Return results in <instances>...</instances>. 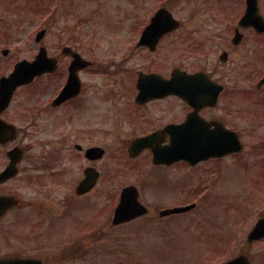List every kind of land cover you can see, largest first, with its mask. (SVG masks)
<instances>
[{
	"label": "rangeland",
	"instance_id": "374dc122",
	"mask_svg": "<svg viewBox=\"0 0 264 264\" xmlns=\"http://www.w3.org/2000/svg\"><path fill=\"white\" fill-rule=\"evenodd\" d=\"M13 1L9 4L0 0V45L10 43L18 47L23 41L34 43L32 32L47 27L48 43L56 44L58 48L63 45L74 47L93 62V67L81 76L85 87L78 102L83 103L84 109L75 108L71 121L60 123L53 132L49 131V122L31 126L27 125V117L22 120V126L26 127L16 142L24 149L26 147L29 158L27 174L19 188L24 199L34 200L40 193L42 198L35 202L46 213L42 238L37 241L27 238L19 244L20 239L15 233L8 237L10 252L22 254L26 251L27 255H33L41 247L40 257L46 262L45 259L48 261L58 252L63 241L73 239L77 224L86 223L90 228L95 225L90 233L96 227L100 228L101 232L96 236L101 235L100 238L92 243L98 249L91 247L88 259L73 264H221L240 254L247 241V231L264 215V90H257L256 82L249 80L252 76L249 74L255 79L256 71L263 66H243L240 63L247 62L248 58L242 56L225 65L218 57L219 45L207 50V64L218 61L219 78L229 89L224 104L210 113L224 118L241 133L246 145L242 156L203 161L197 165L199 170L195 173V167L184 163L155 167L149 150L136 159L130 158L127 150L136 129L132 130L133 122L128 114L132 106L125 81L129 67L142 61L141 57L138 60L130 58L131 27L139 21L134 13L138 11L142 16L147 10L146 0H73L71 5L70 1ZM206 5L212 7L214 3L205 0ZM64 7L69 10L64 11ZM203 10L198 9L196 3L177 6L185 32L194 29L201 32L203 27L221 30L226 27V21L210 19V9ZM192 37L196 38V34ZM186 49L190 57L187 64L196 68L198 52L194 46ZM245 53L250 54L247 50ZM50 90L39 103L46 100ZM30 101L21 93L17 95L15 106L26 116V112L38 111L40 106ZM153 104L145 108L158 106L162 117L167 116L170 107L174 117L184 109V105L173 99L163 100L161 105ZM137 130L138 133L147 131ZM78 141H84L79 143L86 146L100 143L106 149V156L93 164L102 174L97 188L90 195L74 201L80 210L73 211L74 216L69 217L70 213L65 210L66 199L75 196L74 187L88 165L74 147ZM67 154L64 162L57 161L49 169H40L44 158L56 157L58 160L59 155ZM239 157L246 161H238ZM52 168L55 171L50 170ZM45 174H49V182L54 181V189H47ZM37 175L43 179V188H36ZM129 184L141 188V201L149 207L150 214L112 227L121 189ZM193 202L197 203L195 209L184 215L169 219L159 216L161 209ZM148 218L155 221L146 224L150 222ZM103 220L105 226L100 225ZM197 223L199 228L195 231ZM86 238L83 237V241ZM96 251L100 252L98 257L93 254ZM262 252L264 243L252 249L251 254L256 256ZM256 258L260 260L259 256Z\"/></svg>",
	"mask_w": 264,
	"mask_h": 264
},
{
	"label": "flooded vegetation",
	"instance_id": "af4514ba",
	"mask_svg": "<svg viewBox=\"0 0 264 264\" xmlns=\"http://www.w3.org/2000/svg\"><path fill=\"white\" fill-rule=\"evenodd\" d=\"M214 6L208 7L204 6L205 0H146L147 10L143 11L142 16L136 11L133 16H136L139 21L133 23L131 27V42L129 43L130 58L132 60H138L141 57V62L136 63L135 66L129 67L127 81L125 88L127 93L130 94V101L132 108L128 112L130 114V119L133 122L132 130L135 127L136 131L132 133V140L140 137L150 135L153 132L163 130L167 126H177L186 123L190 114L193 113L194 109L188 105L180 96L175 94L161 95L163 92L160 91L158 98L147 99L149 96L143 97L145 101L138 102V96L140 94H148L151 90L153 84L161 86L163 83L171 80H181L183 79V73L196 74L199 73L204 79H207L215 84H221L224 90L220 94L218 102L215 106H204L201 105L198 111L195 113L193 118L196 126H189L192 129L201 130H211L212 134L216 138V141L221 140L225 143L234 145L235 140L233 136L229 133L230 131L238 132L240 137V150L236 153H232L227 157H237L242 156L245 151V143L241 137V133L235 130L231 124L227 123L226 120L220 116L213 115L210 112L215 111L221 103L224 104V100L227 98L229 89L227 84L223 82V79L219 78L218 71L219 65L218 61L207 64L209 54L207 50L209 47H221L219 54V60L221 63L228 65L230 61L236 60L237 57H247L248 61L245 63H240L241 65L247 64L248 66L258 67L257 65L263 66V69L256 71L257 75L255 79L253 74H249V80H253L258 83L262 77H264V28H256L253 24L257 17L264 18V0H212ZM6 3H13V0L6 1ZM55 3L57 0L54 1ZM143 2V1H142ZM186 3H196L198 9H207L209 13H212L210 18L212 21L222 20L227 22L224 29L218 28H204L201 32L196 29L185 32L182 27V19L177 11V6L179 4ZM257 4V10L254 11V5ZM139 5H137V9ZM252 8V9H251ZM252 10V18L249 20L248 25L241 23V19L246 14V12ZM168 11L173 15L174 18L180 20V26L172 31H168L166 22L162 20L159 21L158 25L152 28L151 33L144 36V31L149 24L159 15V13H165ZM204 11V10H203ZM206 13V12H205ZM9 25V22L6 23ZM262 25V24H260ZM1 27V23H0ZM40 29V30H39ZM34 30V43L29 44L27 41H23L21 46H12L10 43H4L0 45V82L3 77H8L13 71L14 67L23 61L33 62L37 55L45 48L48 58L51 59V64H53L52 69H47L42 73L34 76L32 81L18 87L8 106L0 107V260L2 259H31V260H41V247L36 249L33 255H27L26 251L24 253L10 252L9 249V238L11 235L16 233L18 239H20L21 244L30 238V241H37L41 235V229L43 226L44 212L43 207L35 202L42 198H35L30 200L25 198L24 194L21 192L20 181L22 178L26 177V165L29 155L25 149L20 146L16 141L18 140L22 130L26 126H22L23 118L29 121L27 125H36L37 123L49 122V131L56 132L57 126L61 123H65L67 120L71 121L72 112L75 108L80 107L81 110L84 109L83 103L78 102L83 94V89L85 83L83 81L82 91L75 97L73 95H64L63 90L67 83L69 67L72 63V56L69 51H64L66 47H72L70 45H63L60 48L55 44L47 42L48 28L43 27ZM225 32L222 33V31ZM42 31L44 36L41 38L37 37L38 33ZM196 34V38L192 35ZM155 40L157 41L156 48H154ZM187 46H194V50L198 52L196 55L198 63L196 68H193L191 64H187V60L190 58L187 56ZM23 48V49H22ZM74 49V47H72ZM246 50L250 53H245ZM203 51V52H201ZM65 52V53H64ZM129 58V55H127ZM126 62V60L123 58ZM256 65V66H255ZM50 68V67H49ZM90 68H86L80 72L84 74ZM58 80H62L60 83ZM49 84H51L49 86ZM51 88V90H50ZM49 92L48 97L43 103H39L46 92ZM259 90H264L262 86ZM23 94L27 101L31 100L32 104L40 105L38 111H33L31 113L26 112L22 114L19 109L15 106V100L18 94ZM173 99L177 101L180 105H184V109L179 110L174 117V114H170V108L166 111V117L160 116L158 111L161 109L158 106H152L145 108L148 104L155 103L153 105H161L166 100ZM170 102V101H169ZM44 115V116H43ZM139 128L146 129L144 133H138ZM222 130V132H219ZM186 131V130H185ZM22 132V133H23ZM194 133H197L195 130ZM185 134V132H184ZM183 136V131L180 133ZM163 142L160 145L166 146L171 143V133H164ZM84 141L75 142L74 147L80 153V156L88 161V165L83 169V177L86 169H89L97 161H100L105 157L91 162V159L86 156V151L92 147V145L86 146L82 143ZM85 147H84V146ZM11 146V147H10ZM19 146L23 150L21 156L15 157L19 159L17 163L14 164L15 170H12L11 165V155L9 151L11 148ZM93 147L104 148L100 143L93 144ZM105 149V148H104ZM3 150V153H2ZM147 151V150H146ZM145 151V152H146ZM141 157V156H140ZM244 157V156H243ZM58 160L56 159H45L40 164V169H49L53 167L54 163L57 161L64 162L67 155H59ZM100 158V157H96ZM151 158L153 156L151 155ZM225 158V157H224ZM240 158V157H239ZM217 159V158H215ZM244 160L245 158H240L238 161ZM184 163V162H180ZM187 165L186 163H184ZM25 165V166H24ZM175 165V164H174ZM169 165H159L155 167H164ZM171 167V166H169ZM39 169L38 167H36ZM55 171V169H50ZM99 170V169H98ZM199 167H195L193 172H197ZM49 171V170H48ZM49 174H45V179L47 182V189L52 190L55 188L54 181L49 182L47 180ZM52 175L56 176V174ZM38 182L36 188L40 186L43 188V179H40L37 175ZM191 178V177H189ZM81 179V180H82ZM102 179L101 171L99 170L98 178L95 186L90 192L84 195L77 194V186L81 180L74 187V195L66 199L65 210H68L70 216H74L73 211H78L77 203L75 200L82 199V197L90 195L98 186L100 180ZM156 180V179H155ZM33 182V178L29 179ZM154 181V179H152ZM154 183V182H153ZM51 184V185H50ZM141 192V188H138ZM33 201V202H32ZM65 204V203H64ZM86 205V204H84ZM89 207V205H86ZM85 208V207H81ZM47 213L48 210L45 208ZM114 213V212H113ZM262 219L258 218L254 221L252 228L247 231V241L244 244L243 251L234 255L231 260H235L234 264H264V252L259 253V255L253 256L252 249L264 243V228L256 230V226L260 223ZM84 221V220H83ZM154 219H150V222H154ZM106 221H100L101 226H105ZM112 227H118L120 225L113 224V218L111 221ZM150 225V224H149ZM77 231L73 239L63 241L59 245L58 252L52 254L50 261L54 264H68L75 263L77 261L88 259V254H90V248L95 247L92 245L98 237H96L101 231L100 228L96 227L94 231L90 233V229L95 227L86 223L77 224ZM100 226V227H101ZM75 232V231H74ZM83 237H87L83 241ZM24 243V242H23ZM96 257L100 255L99 251L93 253ZM259 256L260 260L256 257ZM237 259V260H236ZM47 261V259H45Z\"/></svg>",
	"mask_w": 264,
	"mask_h": 264
},
{
	"label": "water",
	"instance_id": "95a60500",
	"mask_svg": "<svg viewBox=\"0 0 264 264\" xmlns=\"http://www.w3.org/2000/svg\"><path fill=\"white\" fill-rule=\"evenodd\" d=\"M254 7H256V5H254ZM171 23L172 28H175L178 25V23L173 18H171ZM42 35L43 32L39 34V38H41ZM74 57L75 60L73 61L72 65V67L74 68V74H71L68 85L69 90L78 92L80 83L76 72L79 68L84 67V64H81V61L83 59L79 54L74 53ZM49 63L50 62L48 61H43V56L37 57V59L33 63H19L11 76L9 78H3L1 81L0 104L2 106H5L10 101V98L18 85L30 81L36 74L41 73L46 69H52L53 64L49 66ZM263 84L264 79L260 82L259 86ZM222 89V86L204 79L199 73H183V79L181 80L173 79L171 81L163 83L161 86L153 84L150 92L148 94H140L138 100H142L143 97H146V95L149 97L158 96L160 95V91H162L163 93L161 95H166L169 93L178 94L192 106L198 109V107H200L201 105H215ZM190 123L192 122L185 123L182 126L171 127L170 132H172V143L170 146H160V143L163 140V135L161 136V134H158L157 136L150 135L145 138L134 140L129 147L131 156H136L143 149L152 147L155 153V162L157 163H171L181 158L195 163L201 159H205L214 155H220L221 153H223L222 151L225 147H227V145H222L220 140L216 141V138L212 134V131L208 129L201 130L189 128L188 125ZM190 126H196V123H192ZM169 129L170 127H167L166 130ZM195 130L197 131V133H194ZM182 131L183 136H180V133ZM219 132H222V130H219ZM230 134L231 136H233L232 133ZM235 144L238 145V143ZM99 151L100 152L98 153V155L101 156L103 151ZM11 155L13 158L11 169L15 170L14 164L19 161V159H15V157L21 156L22 152L20 149L16 148L11 152ZM85 173L86 179L77 188V192L79 193H85L89 191L94 186L95 180L98 176L97 172L93 169H87ZM183 210L184 209H182V211ZM143 213L144 211H142V207L138 202L136 189L133 186H129L125 188L122 193L121 202L116 211L114 224H119L123 221L133 219ZM263 227L264 224H261L260 228L262 229ZM24 261L26 260H12L13 264H26ZM226 264L233 263L229 262Z\"/></svg>",
	"mask_w": 264,
	"mask_h": 264
}]
</instances>
